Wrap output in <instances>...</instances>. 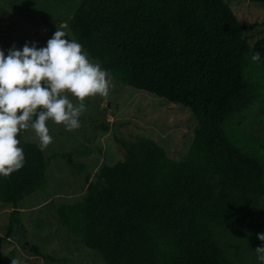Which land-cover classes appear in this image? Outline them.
<instances>
[{
	"label": "trees",
	"instance_id": "obj_1",
	"mask_svg": "<svg viewBox=\"0 0 264 264\" xmlns=\"http://www.w3.org/2000/svg\"><path fill=\"white\" fill-rule=\"evenodd\" d=\"M68 28L110 76L190 109L220 178L211 183L192 161L164 169V149L154 142L129 145L70 209L83 224L81 244L105 264H231L209 225L239 213L233 189L264 196L262 160L227 132L264 96V55L250 60L264 54V38L250 45L224 0H85ZM12 47L0 30V50L7 55ZM28 132L18 134L24 167L0 177V203L14 208L4 239L20 224V200L46 185L48 162L25 140Z\"/></svg>",
	"mask_w": 264,
	"mask_h": 264
},
{
	"label": "rangeland",
	"instance_id": "obj_2",
	"mask_svg": "<svg viewBox=\"0 0 264 264\" xmlns=\"http://www.w3.org/2000/svg\"><path fill=\"white\" fill-rule=\"evenodd\" d=\"M85 0H0V30L14 46L28 43L45 47L61 24L68 37L69 20ZM245 27L250 45L264 38V4L253 0H224ZM76 40V39H75ZM88 58H92L88 50ZM102 67V66H101ZM107 97H91L81 116V127L72 132L49 124L53 142L43 150L48 162L46 185L23 197L16 207L20 224L4 239L13 206L0 203V264H105L95 251L78 239L83 229L79 215L70 209L81 204L88 184L100 169L126 157L125 147L156 143L164 149V169L184 162H196L211 183L220 182L206 147L198 140V122L188 108L146 92L136 91L111 76ZM228 134L240 145L253 149L264 164V96L244 122L233 121ZM25 140L39 146L34 133ZM124 145V146H123ZM60 156L54 159L55 156ZM71 159L79 168L68 164ZM239 213L222 223L209 225L231 264H259L257 247L264 246L257 234L264 233V196L232 190Z\"/></svg>",
	"mask_w": 264,
	"mask_h": 264
},
{
	"label": "clouds",
	"instance_id": "obj_3",
	"mask_svg": "<svg viewBox=\"0 0 264 264\" xmlns=\"http://www.w3.org/2000/svg\"><path fill=\"white\" fill-rule=\"evenodd\" d=\"M65 28L57 27L45 47L26 43L22 49L12 47L7 55L0 50V177L24 167L20 132L34 133L43 151L53 142L50 123L68 132L77 130L87 110L85 101L109 95L110 73L92 62L77 40L66 39ZM262 55L257 51L250 60L259 62ZM257 238L264 245V233ZM255 252L264 264V246Z\"/></svg>",
	"mask_w": 264,
	"mask_h": 264
}]
</instances>
